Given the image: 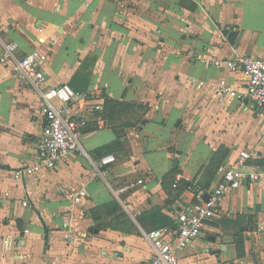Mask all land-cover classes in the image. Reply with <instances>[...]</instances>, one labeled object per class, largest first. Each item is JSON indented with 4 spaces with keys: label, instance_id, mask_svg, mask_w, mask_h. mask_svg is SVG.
<instances>
[{
    "label": "crops",
    "instance_id": "crops-1",
    "mask_svg": "<svg viewBox=\"0 0 264 264\" xmlns=\"http://www.w3.org/2000/svg\"><path fill=\"white\" fill-rule=\"evenodd\" d=\"M0 36L18 56L40 57L46 87L68 81L91 95L75 107L89 156L16 178L38 158L45 119L39 90L0 64V264H147L151 228L139 215L158 208L176 222L194 201L185 183L211 191L219 165L244 148L256 150L248 168L264 170V111L243 72L213 64L264 58V0H0ZM221 80L235 92L221 96ZM107 154L116 161L106 175ZM113 200L120 210L98 228L92 210ZM220 209L180 264H264V179L227 193Z\"/></svg>",
    "mask_w": 264,
    "mask_h": 264
},
{
    "label": "built area",
    "instance_id": "built-area-1",
    "mask_svg": "<svg viewBox=\"0 0 264 264\" xmlns=\"http://www.w3.org/2000/svg\"><path fill=\"white\" fill-rule=\"evenodd\" d=\"M3 52L0 64L11 62V70L20 78L29 80L39 90L42 98V113L45 124L38 139V158L28 164L13 170L16 178H24L38 174L40 171L56 167L69 153L80 151L89 156L85 150L81 135L87 125L84 118L76 115L75 107L81 101L89 100L88 91L75 89L70 82L61 81L56 85L45 86V73L41 67L42 60L37 54L18 56L17 42H5L0 36ZM216 66H225L230 71H241L247 76L245 94L260 110L264 111V58L249 54H238L235 58H216ZM219 91L221 96L234 93L226 80H221ZM100 109L99 104L96 105ZM256 154L254 147L240 150L233 163L225 162L219 165L217 181L211 191H206L196 181L189 180L185 190L193 194L194 201L182 207L175 215L177 228L169 226L144 231L152 245V256L147 264H180L179 252L197 238L207 220L221 213L220 205L223 197L230 191L239 188L245 182H257L264 179V170L248 168V160ZM116 161L114 154L101 156L98 160L102 172L108 174L106 165ZM182 180L177 175L173 186L178 187ZM208 193V198L205 194ZM87 195L86 189H79L71 194L74 202L79 203ZM28 205V200H23Z\"/></svg>",
    "mask_w": 264,
    "mask_h": 264
},
{
    "label": "trees",
    "instance_id": "trees-1",
    "mask_svg": "<svg viewBox=\"0 0 264 264\" xmlns=\"http://www.w3.org/2000/svg\"><path fill=\"white\" fill-rule=\"evenodd\" d=\"M72 86L75 89H78L74 85H72ZM108 147L109 146H107L105 148V149H107V151L110 149ZM122 149L123 150L126 149L123 144H122ZM128 154H126V155H128ZM122 155H124V154H122ZM186 183H185V185H186ZM181 185H183V184H181ZM181 185H179V186H181ZM119 206H120L119 202L117 200H113V201L105 203L103 205L96 206L92 210L93 217L97 221H100V223H98V228L111 225V222L109 220H107L106 218L108 215H110L112 213L111 210H120ZM118 216H120V214H118ZM138 220L140 221V223L144 227H146L148 229H150V228L153 229V228L166 226V225L167 226H176V222L174 220L170 219L169 217H167L158 208H154L152 210L144 212L143 214L139 215Z\"/></svg>",
    "mask_w": 264,
    "mask_h": 264
},
{
    "label": "water",
    "instance_id": "water-1",
    "mask_svg": "<svg viewBox=\"0 0 264 264\" xmlns=\"http://www.w3.org/2000/svg\"><path fill=\"white\" fill-rule=\"evenodd\" d=\"M238 35V30H232L229 35H228V39L233 42L235 37ZM208 195L209 194H205V198L207 199L208 198Z\"/></svg>",
    "mask_w": 264,
    "mask_h": 264
}]
</instances>
